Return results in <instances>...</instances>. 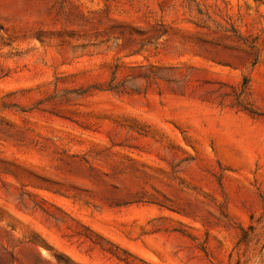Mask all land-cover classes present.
Segmentation results:
<instances>
[{
	"label": "rangeland",
	"instance_id": "obj_1",
	"mask_svg": "<svg viewBox=\"0 0 264 264\" xmlns=\"http://www.w3.org/2000/svg\"><path fill=\"white\" fill-rule=\"evenodd\" d=\"M0 264H264V0H0Z\"/></svg>",
	"mask_w": 264,
	"mask_h": 264
},
{
	"label": "bare ground",
	"instance_id": "obj_2",
	"mask_svg": "<svg viewBox=\"0 0 264 264\" xmlns=\"http://www.w3.org/2000/svg\"><path fill=\"white\" fill-rule=\"evenodd\" d=\"M226 140L231 144L232 146H237L239 148H242L243 143L237 139H234L232 137H226ZM245 178V177H244Z\"/></svg>",
	"mask_w": 264,
	"mask_h": 264
}]
</instances>
